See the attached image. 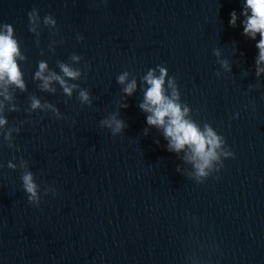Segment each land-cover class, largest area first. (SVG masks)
I'll list each match as a JSON object with an SVG mask.
<instances>
[{
    "label": "water",
    "instance_id": "95a60500",
    "mask_svg": "<svg viewBox=\"0 0 264 264\" xmlns=\"http://www.w3.org/2000/svg\"><path fill=\"white\" fill-rule=\"evenodd\" d=\"M245 5L0 0V34L12 26L25 85L0 80V117L7 121L0 131L20 130L12 132L19 151L0 136V264H264V73L257 78L259 33L244 34ZM46 15L55 26L45 24ZM40 62L45 76L54 72L79 86L71 97L55 80V92L42 90ZM61 63L80 76H64ZM156 65L176 77L190 109L186 118L202 130L208 124L235 154L221 155L224 167L203 184L185 158L189 149L167 151L163 129L149 126V113L139 107L148 87L142 78ZM125 71L121 85L117 77ZM132 79L137 88L126 96L122 89ZM81 88L89 90L91 106L77 99ZM33 97L55 105L62 118L32 109ZM113 112L127 124L117 136L100 126ZM28 170L40 185L38 207L22 189ZM49 186L57 195L45 194Z\"/></svg>",
    "mask_w": 264,
    "mask_h": 264
},
{
    "label": "clouds",
    "instance_id": "9594fccd",
    "mask_svg": "<svg viewBox=\"0 0 264 264\" xmlns=\"http://www.w3.org/2000/svg\"><path fill=\"white\" fill-rule=\"evenodd\" d=\"M250 10V14L248 12ZM37 9H33L28 13L30 24L35 22L36 17L34 13ZM246 17L243 22L244 34L249 35L255 39L257 33L260 35V41L256 45L259 49V56L256 60V76L260 77L264 73V67H260L264 63V0H246L245 11L243 13ZM230 26L236 24V13L235 11L230 13ZM45 24H51L55 26L56 20L51 15H46ZM8 34H0V80H7L8 83L15 84L22 90L25 88L24 82L21 79V71L17 67L16 57L19 54L17 48V42L12 38V26L6 24ZM30 31L34 29L30 28ZM83 36L78 35L77 40L83 41ZM215 56H219L220 52L218 49L213 50ZM73 60H79V56L73 55ZM225 71H231V67L227 60L218 61ZM64 76L69 77L73 80L80 76V70H73L67 65L61 63L59 65ZM47 70V64L40 62L39 71L36 73V78L43 80L41 85L42 90L49 92H55V88H51L50 84L53 80L59 82L65 94L68 97L72 96L73 90L79 86L76 84L69 85L61 76L52 72L48 76L44 75ZM129 73L127 71L117 77V82L121 85L125 84V81ZM219 75V73H216ZM167 78V85H166ZM143 81L147 84V89L144 92V100L139 107L149 113L146 117V123L149 126H156L163 129L164 138L168 141L167 151L179 154L186 147L189 149L191 155L185 154V158L193 163L195 169L196 181L199 184H203L213 173H219L224 167L223 160L220 156L223 155L225 158H235L234 152L226 149V140L223 136L218 135L212 127L205 124L203 130L191 119L186 118L189 113V107L187 103H181V93L177 84L175 76H170L165 66L156 65L155 68H151L147 71V75L143 76ZM255 87V86H250ZM137 88L136 79H132L130 83H127L123 87L122 91L126 96H132ZM10 99V97H5ZM77 99L81 104H87L91 106L92 98L90 92L87 89L81 88L78 93ZM122 108H128L129 105L124 103L121 105ZM32 109H47L50 110L56 119H61L62 114L59 109L51 104L45 102L41 105V102L35 97L32 98L31 103ZM2 111V109H0ZM15 111V108H13ZM239 117V113H236L232 119ZM7 121L0 117V126L6 124ZM102 128H108L111 130L112 136L121 134L127 124L124 120L119 118V112H113L100 121ZM19 132L18 128L8 129L7 131H0V136L7 142L8 148L15 147L17 151L19 148L12 143V132ZM148 134V129H144V135ZM159 144V141H156ZM219 150V154L217 152ZM213 161L218 162V166H213ZM21 167L27 168L28 161L21 159ZM10 169L15 170L16 165L11 161L8 163ZM177 172H180V167L177 165ZM35 175L32 171H24L21 173L22 189L27 195L28 202L34 206H39L41 202L40 185L34 179ZM218 178V176H217ZM45 194L51 192L54 196L57 195L54 188L51 186L44 189Z\"/></svg>",
    "mask_w": 264,
    "mask_h": 264
}]
</instances>
